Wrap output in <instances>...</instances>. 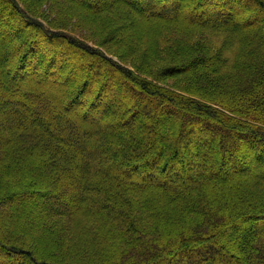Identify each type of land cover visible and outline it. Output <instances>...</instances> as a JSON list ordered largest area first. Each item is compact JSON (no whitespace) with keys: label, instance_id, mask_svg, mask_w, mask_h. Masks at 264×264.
Masks as SVG:
<instances>
[{"label":"trees","instance_id":"obj_1","mask_svg":"<svg viewBox=\"0 0 264 264\" xmlns=\"http://www.w3.org/2000/svg\"><path fill=\"white\" fill-rule=\"evenodd\" d=\"M43 1L0 0V204L15 212L0 218L39 208L35 221L56 229L30 226L37 240L15 246L0 227V255L14 264H53L40 259L47 254L67 264H264V169L247 168L264 160V0H49L45 12L59 14L46 21ZM62 7L106 28L124 21L132 48L71 38ZM82 48L97 60L63 89L58 61ZM129 52L138 67L125 65ZM159 58L167 63L155 69ZM105 65L111 74L95 72ZM113 77L140 99L113 103Z\"/></svg>","mask_w":264,"mask_h":264},{"label":"rangeland","instance_id":"obj_2","mask_svg":"<svg viewBox=\"0 0 264 264\" xmlns=\"http://www.w3.org/2000/svg\"><path fill=\"white\" fill-rule=\"evenodd\" d=\"M25 1L30 2L31 0H25ZM47 2H49V0H44L42 3L41 2L39 3L41 8H42L41 9L42 11L40 12L41 17L44 19V21H46V19H48V17H49L47 13H50V16L57 15V17L59 14V8L58 7L51 8L49 11H52V12H45V10L47 11V9L45 8V6L43 4H45ZM246 4H247L246 1L242 2L241 5H238V9L244 7ZM248 9L251 10L252 7H249ZM61 14L67 15L69 18H73V17L75 18L76 17V19L78 21V22H75L76 19H73V21H69L68 18H66L67 16L66 17L59 16V19L62 18V21L64 22V26L65 27L68 26L67 30L70 31V37L71 38L74 39V37H72V36H75V37L80 38L81 40L88 41V42H84L85 44H88V45H92L91 42H96L100 45V47L104 48L105 50L107 49L109 52H110V48H111L112 44L115 45L118 42L125 39V40H127L126 41L127 45L125 44L124 46H121V47H125V48L127 47L128 48V44H129L128 41L129 40L127 38L129 37V31L131 29V26H128L125 23H123L124 21L119 20V21H121V22H119L117 20V23L120 26L117 28V30H115L113 28L112 22H110L109 20L107 21L108 25L106 28V27H103L102 24H100L101 20L99 17L88 16V15H84L82 13L78 14V11L73 10L71 8L62 7L61 8ZM112 15H115V14H112ZM107 17H109V15ZM74 23H78V24H74ZM69 27H72V28H69ZM104 29H106V30H104ZM110 29L113 31L115 30L114 31L115 32L114 37H111V33H109ZM19 31H21V34H25L26 32H30L29 30H26V29L23 30L21 28L19 29ZM10 33H12V31ZM5 35H6L5 39H9L10 42H12V40H11L12 36L10 34H5ZM75 40H76V38H75ZM220 40H221V38L218 36L216 38V41L219 42ZM131 45H132V43H131ZM131 45L129 44V46H131ZM161 45L164 46V42H162ZM130 48H132V46ZM122 50H125V49H122ZM130 51H131V49H130ZM131 52L125 53V54H127L128 58L131 55L130 58L132 59V63L131 62L129 63V61H127V60H126V62H124V61L123 62L125 63L126 66L138 67V59H137L138 54H134ZM162 54H163L162 57H164L165 53L163 52ZM62 58L66 59V61L61 62L59 60L58 64H61V65L67 64V68L64 71L65 75L63 76V79H65L63 81L64 85L62 86L63 89L64 88L68 89L69 87L75 86L77 84L78 78L80 77L81 71L83 72V70H84V66L87 65L89 62H93V64H94V62H96V60H97V58L95 56H91V54H89L86 50H84V48H82V50L81 49H79V50L75 49V51H73V53L71 52V53L64 54L62 56ZM159 59L161 62L155 64V69H158L159 66H163L167 63L166 58L163 60H162V58H159ZM68 63H69V66H70V63H75L73 70H70L68 68ZM154 63L155 62H153L152 65ZM104 69L106 71L110 70L109 71L110 74L112 73L111 71H113L107 65H105V66H103L102 69L96 68L95 72L99 73L100 70H104ZM95 72L91 74L93 77H95V74H96ZM6 73H7V70H5L4 73L2 72L0 75L2 77H4V76H7ZM117 78L113 77L112 79L110 78L109 80H107L108 84L111 85V89L113 88V85L115 87L114 90L112 89L113 91L112 90L108 91V93L111 96V100L113 103L115 101L117 102L118 99L124 98L126 96H128V97L132 96L133 99H135V97L140 99V97L133 90L130 89V82H128V81L126 82L125 80H123L122 78H119V77H117ZM53 86L54 85H52V86L49 85V88L53 87ZM114 96H116V99H114ZM56 101L57 100L55 98L54 102H56ZM56 106H57V109L60 111L61 109H59L57 104H56ZM98 111H97V113H98ZM26 114H28V113L26 112ZM69 116L75 117V119L79 120V116L77 114L69 113ZM170 117L172 118L171 114L167 115L164 118L161 117V120L165 126L164 129H167L168 127H170V125H169V122L171 120ZM255 164L256 165L250 163V165L247 168L252 169V170L264 169V160H262L260 162H256ZM227 175L228 174H226V176ZM230 179H231L230 182L235 181V179L233 177H230ZM1 192L2 191L0 190V193ZM9 203H10L9 201H7V202L2 201L0 204V207H3V210L5 211V209L9 205ZM40 212L41 211H39V208H36L32 212H29L25 215L18 216V220H14L13 217H9V218L1 217L0 218V223H1L0 227L2 228V230H4V232H2V234L6 237L10 236V238L8 237L9 238L8 239L9 245L17 246V245H21L24 242L26 243L29 240H32L30 242H35V241H33V238L35 240H37L36 236L31 235L32 233L29 232V231L33 232V228H31L33 226L40 228V229H45L48 232H51L52 230L55 231L56 228L54 226L50 227L49 224L46 223L47 219L39 218L37 221H35L36 218H34V217H36V216L38 217V215H40L39 214ZM10 213L15 214V212H13L9 209L8 211H5V213L4 212L0 213V215L5 216V214H10ZM22 218L25 219V224L22 223V221H21ZM27 228H31V230H26ZM174 228H176V227L172 226L169 229H170V231L175 233L177 231V228L175 230H173ZM45 253H48V252H45ZM39 257L41 260L44 259L45 261L51 262L53 264H67V262L65 261L66 260L65 256L58 257V260L50 258V256L48 254H47V256H39ZM14 260H15L14 257L7 258L4 255H0V264H14L13 263Z\"/></svg>","mask_w":264,"mask_h":264},{"label":"bare ground","instance_id":"obj_3","mask_svg":"<svg viewBox=\"0 0 264 264\" xmlns=\"http://www.w3.org/2000/svg\"><path fill=\"white\" fill-rule=\"evenodd\" d=\"M14 81V80H13ZM16 81V80H15Z\"/></svg>","mask_w":264,"mask_h":264}]
</instances>
